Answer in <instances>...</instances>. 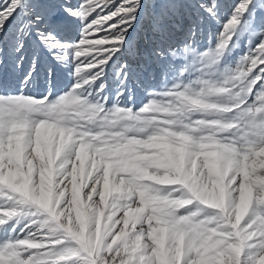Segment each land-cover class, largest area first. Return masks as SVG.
<instances>
[{
	"label": "snow or ice",
	"instance_id": "6c2138e0",
	"mask_svg": "<svg viewBox=\"0 0 264 264\" xmlns=\"http://www.w3.org/2000/svg\"><path fill=\"white\" fill-rule=\"evenodd\" d=\"M0 264H264V0H0Z\"/></svg>",
	"mask_w": 264,
	"mask_h": 264
}]
</instances>
